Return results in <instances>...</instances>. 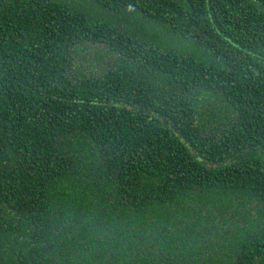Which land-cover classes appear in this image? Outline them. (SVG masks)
Returning a JSON list of instances; mask_svg holds the SVG:
<instances>
[{
	"label": "trees",
	"instance_id": "16d2710c",
	"mask_svg": "<svg viewBox=\"0 0 264 264\" xmlns=\"http://www.w3.org/2000/svg\"><path fill=\"white\" fill-rule=\"evenodd\" d=\"M0 264H264V0H0Z\"/></svg>",
	"mask_w": 264,
	"mask_h": 264
}]
</instances>
